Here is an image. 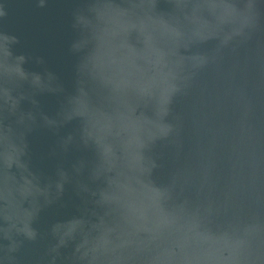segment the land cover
Instances as JSON below:
<instances>
[{
    "label": "water",
    "instance_id": "water-1",
    "mask_svg": "<svg viewBox=\"0 0 264 264\" xmlns=\"http://www.w3.org/2000/svg\"><path fill=\"white\" fill-rule=\"evenodd\" d=\"M0 264H264V0H0Z\"/></svg>",
    "mask_w": 264,
    "mask_h": 264
}]
</instances>
